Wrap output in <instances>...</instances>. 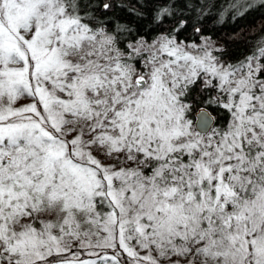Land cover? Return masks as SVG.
I'll return each instance as SVG.
<instances>
[{"label": "snow or ice", "instance_id": "1", "mask_svg": "<svg viewBox=\"0 0 264 264\" xmlns=\"http://www.w3.org/2000/svg\"><path fill=\"white\" fill-rule=\"evenodd\" d=\"M262 9L0 0V264H264Z\"/></svg>", "mask_w": 264, "mask_h": 264}, {"label": "trees", "instance_id": "2", "mask_svg": "<svg viewBox=\"0 0 264 264\" xmlns=\"http://www.w3.org/2000/svg\"><path fill=\"white\" fill-rule=\"evenodd\" d=\"M119 14L129 20L132 17L125 12ZM243 29L240 31V29ZM205 31H209L213 38L219 37L222 41L227 42L229 35H234V39L228 42L229 49L236 54L246 51V47L242 42L245 37L249 42H253L255 37L264 32V9L249 13L243 20H237L235 23L225 21L222 25H217L208 20L205 21Z\"/></svg>", "mask_w": 264, "mask_h": 264}]
</instances>
